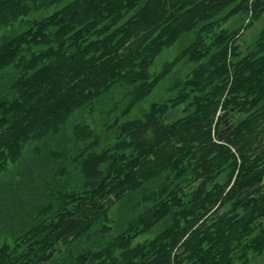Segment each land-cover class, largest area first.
Listing matches in <instances>:
<instances>
[{
	"label": "trees",
	"instance_id": "1",
	"mask_svg": "<svg viewBox=\"0 0 264 264\" xmlns=\"http://www.w3.org/2000/svg\"><path fill=\"white\" fill-rule=\"evenodd\" d=\"M18 20L0 264L264 262V0H0Z\"/></svg>",
	"mask_w": 264,
	"mask_h": 264
},
{
	"label": "rangeland",
	"instance_id": "2",
	"mask_svg": "<svg viewBox=\"0 0 264 264\" xmlns=\"http://www.w3.org/2000/svg\"><path fill=\"white\" fill-rule=\"evenodd\" d=\"M23 21L24 20H18V23H15V24H13L11 26L0 27V36L3 33L9 32V31H13V30L17 31L19 29H22L23 28ZM25 22H27V20H25ZM258 26L259 25H256L255 27H252L250 29L245 30V34H244L243 37L247 38V39L252 37V35L257 31V27ZM186 72H187V70H186V68H184L182 70V72L179 73V74H184ZM13 78H14V69L12 67L11 68H7V69H5V70H3L1 72V75H0V94L10 91L9 81L12 80ZM170 81H171V79L168 80V82L165 83V85L160 86L153 94H151V96L148 99V102L150 100H159V99H163V98L168 97L169 94L166 92V88L168 87V85H170V83H171ZM148 102H146V104ZM79 118H78V120H79ZM81 119L83 120V118H81ZM231 127H232V125H230L229 123L226 126L227 129L228 128L230 129ZM22 166H23V164H22ZM10 167L12 168V173L8 174V176L6 177V178H8V180L11 179L13 177V174H15L18 171V169L20 168L18 166H12V165ZM42 172L44 174L48 175V172L45 169H42L41 172H39L37 167L33 168V170L31 171V173L28 176L26 175V176L23 177V180H25L27 182V181H29V178H31V177H34V178L36 177V178L40 179V178H42L41 177L42 176V174H41ZM17 177L18 176H16V179H17ZM4 185H5L4 181L0 182V196L3 194L2 192L5 191V190H3L4 189ZM25 190L27 191V189H25ZM23 191H24V188H23ZM26 191H25V193H26ZM28 192H29V189H28ZM139 194L140 193H137V196ZM35 199H36V197H35ZM12 222H17L18 223V221H14L13 218H12ZM4 223H6V222H2V220L0 219V246L6 241H8V242L12 241L11 234H9V232H7V231H5L3 229V226L7 227L6 224H4ZM141 239H142V237H141ZM259 264H264L263 260H260Z\"/></svg>",
	"mask_w": 264,
	"mask_h": 264
},
{
	"label": "flooded vegetation",
	"instance_id": "3",
	"mask_svg": "<svg viewBox=\"0 0 264 264\" xmlns=\"http://www.w3.org/2000/svg\"><path fill=\"white\" fill-rule=\"evenodd\" d=\"M235 116H232V117H228L225 119V123L226 125L229 123L230 125H232V127L235 125ZM229 129V128H228Z\"/></svg>",
	"mask_w": 264,
	"mask_h": 264
}]
</instances>
